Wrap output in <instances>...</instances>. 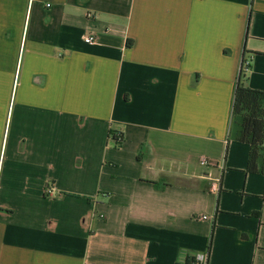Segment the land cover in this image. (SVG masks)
I'll return each instance as SVG.
<instances>
[{
    "label": "crops",
    "instance_id": "0c3cea01",
    "mask_svg": "<svg viewBox=\"0 0 264 264\" xmlns=\"http://www.w3.org/2000/svg\"><path fill=\"white\" fill-rule=\"evenodd\" d=\"M243 61L264 0H0V264H264Z\"/></svg>",
    "mask_w": 264,
    "mask_h": 264
},
{
    "label": "trees",
    "instance_id": "16d2710c",
    "mask_svg": "<svg viewBox=\"0 0 264 264\" xmlns=\"http://www.w3.org/2000/svg\"><path fill=\"white\" fill-rule=\"evenodd\" d=\"M243 67L233 97L229 138L250 145L249 171L264 173V91L246 87L242 83ZM116 147L123 141L112 134ZM210 254V252L208 251Z\"/></svg>",
    "mask_w": 264,
    "mask_h": 264
},
{
    "label": "built area",
    "instance_id": "2783aa9c",
    "mask_svg": "<svg viewBox=\"0 0 264 264\" xmlns=\"http://www.w3.org/2000/svg\"><path fill=\"white\" fill-rule=\"evenodd\" d=\"M85 41L87 43H90V44H94V43H97V37L93 34L91 35H88L85 37ZM201 165L203 166H206L208 164L207 162V159H202L200 161ZM219 180L214 183L212 185V190L215 191V192H219L220 191V184H219ZM48 193L49 194H53L52 193V190L51 189H48ZM203 219H206L207 216H203L202 217ZM208 260H209V253L207 251V253H200V254H197L196 257L193 258V260L190 262V263H186V264H208ZM184 264V263H182Z\"/></svg>",
    "mask_w": 264,
    "mask_h": 264
}]
</instances>
